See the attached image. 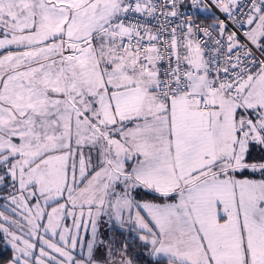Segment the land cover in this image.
<instances>
[{"label":"snow or ice","instance_id":"snow-or-ice-1","mask_svg":"<svg viewBox=\"0 0 264 264\" xmlns=\"http://www.w3.org/2000/svg\"><path fill=\"white\" fill-rule=\"evenodd\" d=\"M0 244L264 264V0H0Z\"/></svg>","mask_w":264,"mask_h":264},{"label":"trees","instance_id":"trees-1","mask_svg":"<svg viewBox=\"0 0 264 264\" xmlns=\"http://www.w3.org/2000/svg\"><path fill=\"white\" fill-rule=\"evenodd\" d=\"M0 251H4V249H3V245H2V244H0ZM4 254L7 255V252L4 251Z\"/></svg>","mask_w":264,"mask_h":264},{"label":"rangeland","instance_id":"rangeland-1","mask_svg":"<svg viewBox=\"0 0 264 264\" xmlns=\"http://www.w3.org/2000/svg\"><path fill=\"white\" fill-rule=\"evenodd\" d=\"M67 223H68L69 225H71V220L69 219V220L67 221Z\"/></svg>","mask_w":264,"mask_h":264}]
</instances>
